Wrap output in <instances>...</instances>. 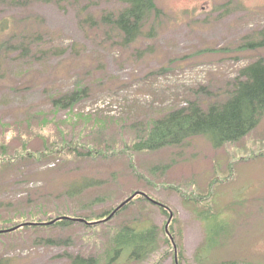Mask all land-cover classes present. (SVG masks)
<instances>
[{
    "label": "rangeland",
    "instance_id": "rangeland-1",
    "mask_svg": "<svg viewBox=\"0 0 264 264\" xmlns=\"http://www.w3.org/2000/svg\"><path fill=\"white\" fill-rule=\"evenodd\" d=\"M154 1L162 15L125 46L100 22L121 11L119 0H0V20L44 34L40 59L0 58V230L58 213L98 216L141 191L172 210L184 264H264V115L243 139L217 149L206 136L178 147L132 149L158 113L187 106L194 95L221 102L239 70L264 58V47L247 46L264 41V0ZM86 15L99 23L88 27ZM33 17L42 18V27ZM80 85L85 93L71 108L54 106V98ZM73 140L76 152H57ZM88 146L103 155H85ZM44 150L50 155L41 160L25 153ZM217 178L224 183L209 190ZM84 181L91 186L78 192ZM165 221L158 207L135 201L94 231L78 224L16 230L0 236V264H70L76 255L102 257L99 264H154L167 250L162 242L141 261L131 260L130 251L116 258L105 251L120 226H155L162 238ZM219 231L207 249V233ZM157 264H172L171 255Z\"/></svg>",
    "mask_w": 264,
    "mask_h": 264
},
{
    "label": "trees",
    "instance_id": "trees-1",
    "mask_svg": "<svg viewBox=\"0 0 264 264\" xmlns=\"http://www.w3.org/2000/svg\"><path fill=\"white\" fill-rule=\"evenodd\" d=\"M11 1L14 2V0ZM119 2L123 5L121 11L116 15L109 14L102 19L100 18V22L108 27L107 30L109 32L121 38V45L130 46L145 34L143 33V29L148 24L157 21L162 15V12L156 7L154 0H119ZM42 21L40 17L30 18V22H33L39 28L42 27L40 26L43 23ZM82 21L88 27H92L99 23V21L91 15H86L83 17ZM18 24L17 20L14 19L4 18L0 20V58H6L13 53H17L15 57H18V59H40L38 55L40 51L38 48L39 45H42V37L44 34L41 30L36 31L31 26H24L20 29L18 28ZM247 46L251 48L263 47L264 41L249 43ZM57 51L58 49L55 50V54H57ZM63 51L65 50H59V52ZM25 71H27V69ZM229 87L231 90L229 92L227 91L226 98L221 102H200L201 100L197 99L194 95L186 100L187 106L169 109V111L162 112L163 114L158 113L156 119H150L145 123V132L139 136V140L133 144L132 149L135 151H155L163 148L178 147L188 140L199 136H206L211 145L216 149L225 144L240 141L257 126L259 120L264 115V58H259L242 68L239 71L238 77L233 82L229 83ZM83 93H85V87L80 85L76 90L54 98L53 104L56 108H71L82 98ZM201 104H206V106L203 107ZM75 140L71 141L72 143L69 144L62 141L63 146L58 148L57 152H59L60 149H64L63 152H68V148L71 149V153L76 152L78 148L73 146ZM88 147L89 149L85 155L95 158L103 155V153L95 150L93 147ZM127 148L128 146L126 145L125 149ZM123 152L124 150L118 151V153ZM25 153L38 160L50 155L46 150L36 154L28 151ZM79 155L84 154H78V156ZM129 165L138 178L148 183V179L138 174L135 167H132L131 161H129ZM219 182H221L219 179L214 180V182L212 181L209 190H211L213 184ZM75 184L74 182L70 185V193L72 192V186ZM88 186H91V183L84 181L79 183V186L76 187L78 192H80ZM164 187L179 192L185 200L193 199L177 186L164 185ZM73 190L75 191L76 189L73 188ZM136 192L140 191H132L120 203L122 204L125 202L122 206L119 204L98 216L83 217L87 223H78L71 219L61 220L59 219L60 217H68L69 214L58 213L53 219L48 220H54V223L51 225L35 224L22 226L21 224H17L15 226H19L17 230L20 231V229L23 230L30 227L33 229H48L53 226L68 228L78 224L82 225L85 229L94 231V229H97L100 225H107L114 218L121 215L124 210L134 204L135 201L153 203L158 206L160 212L167 217V221H165L161 228L162 238L159 236V233H157V228L155 226H149L147 224L133 226L122 225L111 234L112 242L105 252H112L115 256L114 258H116L121 253L130 251L129 257L131 260L141 261L155 251L154 249L158 242H162L167 245V250L158 257L154 264H157L168 255L172 257V264H184L181 250L179 251L180 246L175 242L173 225L176 219L172 210L146 193L148 197L160 204L152 202L146 196H139L137 194L133 198L128 199ZM206 199L208 198H194L195 201L199 202ZM112 213L113 215L108 220H103ZM166 223H168V232L165 231ZM221 232L222 231L216 232L215 237L207 233V249L210 250L214 247L211 245V242L219 238ZM101 258L102 257H82L76 255L70 257V264H99ZM218 264H236V262L221 261Z\"/></svg>",
    "mask_w": 264,
    "mask_h": 264
},
{
    "label": "water",
    "instance_id": "water-1",
    "mask_svg": "<svg viewBox=\"0 0 264 264\" xmlns=\"http://www.w3.org/2000/svg\"><path fill=\"white\" fill-rule=\"evenodd\" d=\"M52 223V222H51Z\"/></svg>",
    "mask_w": 264,
    "mask_h": 264
}]
</instances>
